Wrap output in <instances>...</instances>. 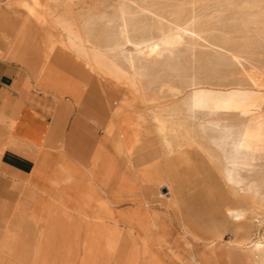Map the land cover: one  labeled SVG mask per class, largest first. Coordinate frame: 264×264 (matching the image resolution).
Wrapping results in <instances>:
<instances>
[{
  "label": "crops",
  "instance_id": "1",
  "mask_svg": "<svg viewBox=\"0 0 264 264\" xmlns=\"http://www.w3.org/2000/svg\"><path fill=\"white\" fill-rule=\"evenodd\" d=\"M58 31L57 0H0V232L57 233L61 248L68 236L119 233L128 249L146 233L152 262L173 264V234L200 231L212 205L205 134L186 160L144 149L143 114L118 125L107 77Z\"/></svg>",
  "mask_w": 264,
  "mask_h": 264
},
{
  "label": "rangeland",
  "instance_id": "2",
  "mask_svg": "<svg viewBox=\"0 0 264 264\" xmlns=\"http://www.w3.org/2000/svg\"><path fill=\"white\" fill-rule=\"evenodd\" d=\"M119 2L124 6L127 4V9L129 4L128 16L132 13L138 16H129L133 27L129 25L132 41L141 36L157 37L161 26L165 28L163 24L171 21L173 23L170 24L180 31L186 28L177 34L178 47L174 48L170 61H167L168 53L165 52L156 59L142 61L147 66L141 81V87L144 82L147 86L143 88L144 99L133 94L126 83L113 84L105 79L109 82V105L118 125L124 122L127 112L144 114L145 119L141 120L144 149H158L163 157L176 155L186 160L182 150L197 149L198 132L200 139L203 132L205 134V176L212 205L207 202L205 225L199 227L200 231L173 234L175 248H168L173 264H264V157L262 151L253 146L255 132L264 122V112H261L264 108L253 116L197 111L196 118H192L181 104L191 79L209 88L226 90L237 86L260 90L264 94V0H140V3L139 0H57V16L65 15L69 22L73 19V28L82 26V31L91 37L92 43L98 41L96 44L103 46L117 38L114 33L118 31ZM148 10L150 13H146ZM141 12L148 16L143 17ZM165 13L169 16L162 18ZM102 15L107 16L103 18ZM156 17L161 19L162 25ZM113 19L117 21L113 22ZM138 19L152 25L149 27L152 30L148 28L147 33L138 28L139 32H135L134 26L143 24H139ZM176 21L179 26L185 24L178 27ZM103 36L106 40H98ZM127 47L129 49L133 45L128 44ZM170 65L175 68L170 69ZM182 89L183 93L180 92ZM159 106L178 113L182 124H175V129L180 132H175L169 124L165 125V130L158 128V121L150 114L162 109L157 108ZM229 171L235 180L227 178L226 172ZM214 198L221 199L220 210L214 209ZM235 211L238 216H235ZM148 239L146 233L134 234L132 246L128 249L129 241L123 234H78V238L68 236L61 248L57 247L62 244H57V233L0 232V264H90L86 255L92 251V240L93 264H120L121 261L136 264L138 257L141 260L139 264H154L146 245Z\"/></svg>",
  "mask_w": 264,
  "mask_h": 264
},
{
  "label": "bare ground",
  "instance_id": "3",
  "mask_svg": "<svg viewBox=\"0 0 264 264\" xmlns=\"http://www.w3.org/2000/svg\"><path fill=\"white\" fill-rule=\"evenodd\" d=\"M116 1V0H115ZM120 1V0H119ZM122 1V0H121ZM144 1V0H143ZM147 1V0H146ZM197 1V0H195ZM34 2V1H33ZM118 2V1H117ZM116 2V3H117ZM135 2V1H133ZM132 2V3H133ZM36 4V2H34ZM115 3V5H116ZM138 3V2H137ZM140 3V0H139ZM146 3V2H145ZM148 3V2H147ZM152 3V2H151ZM165 3V2H164ZM34 4V5H35ZM119 6L117 8L118 11V19H119V24L118 26V31L117 33V38H115L116 36H114L115 40H113V42L111 43L110 39H108L107 41H110L108 43H104L103 46H99L96 43H92L90 41L91 37H88L87 34H85L81 28H83L81 26V28H73L71 23L73 22H69V20L65 19V15L62 16H57V26L58 29L60 30L59 34H64L65 38L67 39V43L64 42V44H68L70 48V50L72 49L74 51V53H76L79 56H83L86 58L87 63H89L91 69H93L94 71H101L102 73H100V75H104L105 77H107V79H109V81L111 83H116V84H123L126 83L127 86L130 87V91L135 94L139 99H144V93H143V88L145 87V84L143 83V87H141V81L143 79V77L146 74V67L145 64L143 62H147L152 58H155L160 54V53H168V57H167V61H170L169 57H171L174 54V48L178 47L176 45H178V41H179V37L177 34H180L179 32H182L183 30H186V28H182L183 30L180 31L177 28L173 27L171 24L173 23L171 20V22L167 23V24H163L165 25V28L161 26L160 28V32L158 34L157 37H151V36H147V37H143L141 36L140 39H137L136 41H132L130 37V28L132 27V25H130L129 22V16L131 15H135V14H129L128 16V9H129V4H128V9L127 7H125L123 4V2H119L118 3ZM142 4V3H141ZM39 6V2L37 4ZM136 5V4H135ZM151 5V4H149ZM162 5V4H161ZM152 6V5H151ZM155 6V5H153ZM37 7V6H36ZM113 7V6H112ZM143 7V6H142ZM156 7V6H155ZM162 7V6H161ZM114 8V7H113ZM148 8V7H147ZM158 8V7H157ZM154 8V9H157ZM179 8V7H178ZM28 9H30L28 7ZM32 9V8H31ZM30 9V10H31ZM116 9V8H115ZM144 9V8H143ZM142 9V10H143ZM151 9V7L149 8ZM147 10V9H146ZM160 10V9H159ZM164 10V9H163ZM168 10V9H167ZM32 11V10H31ZM149 11V10H148ZM157 11V10H155ZM165 11V10H164ZM170 11V10H169ZM114 12V11H113ZM153 12V11H152ZM158 12V11H157ZM171 12V11H170ZM184 12V11H183ZM34 13V15L36 12H31ZM64 13V12H63ZM131 13V12H130ZM146 13H150L146 12ZM173 13H177V12H173ZM62 14V12H61ZM67 14V13H66ZM114 14V13H113ZM112 14V16H113ZM137 14V13H136ZM143 13L141 12L140 15ZM154 14V13H153ZM156 14V13H155ZM160 14V13H159ZM162 14V13H161ZM164 14V13H163ZM180 14V13H179ZM138 15V14H137ZM145 15V14H144ZM150 15V14H149ZM169 16V13L167 14ZM166 13L165 16H162L166 18ZM72 16V15H71ZM107 15H102V17L104 18ZM108 16H110L108 14ZM136 16V15H135ZM148 15H146L147 17ZM156 16V15H155ZM158 16V15H157ZM175 16H178L177 14ZM44 17V16H43ZM48 16H45V18L43 20L48 21L49 24V19L46 18ZM53 17V16H52ZM101 17V18H102ZM138 17V16H136ZM145 17V16H143ZM145 17V18H146ZM160 17V16H158ZM36 18H38L36 16ZM102 18V20H103ZM106 18V17H105ZM108 20L109 17H107ZM111 18V17H110ZM133 18V17H132ZM149 18V17H148ZM157 18V17H156ZM169 18V17H168ZM180 18V17H179ZM178 18V19H179ZM39 19V18H38ZM37 19V20H38ZM48 19V20H46ZM81 19V18H80ZM158 19V18H157ZM156 19V20H157ZM172 19V18H171ZM174 19V18H173ZM182 19V18H181ZM185 19V17H184ZM187 19V18H186ZM185 19V20H186ZM56 20V19H55ZM107 20V19H106ZM115 19H113L114 22ZM135 20V19H133ZM132 20V22H133ZM167 20V21H168ZM41 21V18H40ZM51 21V20H50ZM104 21V20H103ZM112 21V20H111ZM117 21V19L115 20ZM137 21V20H136ZM145 21V20H144ZM155 21V20H153ZM174 21V20H173ZM42 22V21H41ZM52 22V21H51ZM56 22V21H54ZM106 22V21H105ZM110 22V21H109ZM111 22V23H113ZM139 22V19H138ZM158 23H160V25H162L161 23V19L159 18L157 20ZM163 22V21H162ZM176 21V24L177 25ZM180 22V20H179ZM179 22H178V27H182L184 26V24L182 26H179ZM183 22V21H181ZM180 22V23H181ZM107 23V22H106ZM109 23V24H111ZM118 23V22H117ZM143 23L142 22H139ZM145 23V22H144ZM140 24L139 26H134V30H136L135 32H139V30L142 29V31L148 33V28L151 26H148L147 23L146 24ZM165 23V22H164ZM171 23V24H170ZM175 23V22H174ZM193 23V22H192ZM191 23V24H192ZM115 24V23H114ZM133 24V23H132ZM138 24V23H137ZM150 24V23H149ZM155 24V23H154ZM195 24V23H194ZM193 24V25H194ZM198 24V23H197ZM47 25V24H46ZM54 25V24H53ZM76 25V24H75ZM85 25V24H83ZM112 25V24H111ZM129 25L131 26L129 28ZM189 25V24H187ZM199 25V24H198ZM104 26V25H103ZM102 26V27H103ZM114 26V25H113ZM155 26V25H153ZM195 26V25H194ZM105 27V26H104ZM108 27L111 28V26L108 25ZM160 27V26H159ZM201 27V26H200ZM48 28V27H47ZM51 28V25H50ZM52 28H55L54 26ZM106 28V27H105ZM115 28V27H114ZM133 28V27H132ZM152 28V27H151ZM151 28H149L150 30H152ZM156 28V27H155ZM188 28V27H187ZM191 28V27H190ZM199 28V27H196ZM102 29V28H101ZM107 29V28H106ZM116 29V28H115ZM195 29V27H194ZM85 30V29H84ZM110 30V29H109ZM133 30V29H132ZM133 30V31H134ZM157 30V29H156ZM192 30V29H191ZM201 30V29H200ZM199 30V31H200ZM90 31V30H89ZM97 31V30H95ZM108 31V30H107ZM113 32H116L115 30H111ZM141 31V32H142ZM195 31V30H194ZM152 32V31H151ZM193 32V31H192ZM102 33V32H100ZM185 33V32H183ZM90 34V33H89ZM106 34V30L105 33ZM102 34V35H104ZM108 34V33H107ZM143 34V33H142ZM151 34V33H150ZM196 34V33H195ZM93 35V34H92ZM101 35V36H102ZM109 35V34H108ZM133 35V34H132ZM136 35V34H134ZM140 35V33H139ZM138 35V36H139ZM153 35V34H152ZM155 35V34H154ZM62 36V35H61ZM100 36V35H99ZM97 36V37H99ZM107 36V35H106ZM110 36V35H109ZM105 39V36H103ZM108 37V36H107ZM112 37V36H111ZM62 38V37H60ZM95 38V37H94ZM92 38V39H94ZM98 39V38H97ZM134 39V37H133ZM182 39V38H180ZM106 40V39H105ZM64 41V40H63ZM104 41V40H103ZM106 41V42H107ZM102 43V42H101ZM100 43V45H101ZM128 44H132L133 47L129 48L127 47ZM67 45V46H68ZM65 47V45H64ZM67 48V47H66ZM71 50V51H72ZM162 55V54H161ZM159 55V56H161ZM121 59L123 61V63L121 62ZM154 59V60H155ZM159 60V58H158ZM157 60V61H158ZM143 61V62H142ZM152 61V60H151ZM150 61V62H151ZM155 60V62H157ZM166 61V60H165ZM154 62V63H155ZM122 63V64H121ZM159 63V62H158ZM162 63V62H161ZM164 63V62H163ZM124 65V66H122ZM153 65V62H152ZM156 66V65H155ZM171 66V65H170ZM123 67H125L126 69H123ZM182 67V66H181ZM154 68V67H153ZM175 66L172 65L170 69H174ZM96 71V72H97ZM152 71V70H151ZM148 74V73H147ZM101 75V76H102ZM103 76V77H104ZM157 76V75H156ZM155 76V77H156ZM158 77V76H157ZM156 77V79H157ZM152 78V77H151ZM154 78V77H153ZM159 79V78H158ZM153 81H156L155 79ZM162 83V82H161ZM167 84V83H165ZM170 84V83H168ZM120 85V86H121ZM257 85V84H256ZM189 89L187 91L184 92V95L181 98V104L185 107L186 112L188 113V116L190 115V117L192 118H196L197 115V111H206V112H212V113H216V112H227V113H237L238 115L241 116H253L254 114H258L260 110H262L264 108V94L262 93V91L260 90H253V89H245V88H241V87H237L236 88H232V89H215V88H209V87H205L204 85L201 84L200 81L195 80V79H191V82L189 85ZM257 86H260L257 85ZM147 87V86H146ZM145 87V88H146ZM182 87V86H181ZM184 87V86H183ZM186 88V87H185ZM248 88V87H247ZM177 89V88H176ZM185 90V89H184ZM147 91V90H146ZM177 92V91H176ZM183 93V89L182 91H180ZM154 93V92H153ZM179 93V90H178ZM148 95V94H147ZM152 94H150L151 96ZM146 97V96H145ZM149 99V98H148ZM146 102V101H145ZM176 102V101H175ZM172 103V102H171ZM180 103V102H179ZM178 103V104H179ZM174 104V103H173ZM179 104V105H181ZM167 105V104H166ZM169 105V104H168ZM162 106V105H161ZM161 106L157 107L160 108ZM165 106V105H163ZM174 106V105H173ZM172 107V106H171ZM181 107V106H180ZM136 108V107H135ZM162 108V107H161ZM182 109V108H181ZM179 110V109H178ZM177 112V111H176ZM181 112V111H180ZM183 112V111H182ZM261 112H264L261 111ZM181 114V113H179ZM185 113H183L184 115ZM260 114V113H259ZM140 115V114H139ZM144 115V114H143ZM152 119H156L158 121V128L160 129H164L165 130V125H170V127H172L173 130L180 132L179 130H176V125L175 124H179L181 125V121L180 118L178 117V113H174L171 109L169 108H162L159 111H155L152 114ZM185 116V115H184ZM147 117V116H146ZM140 118H144V116H140ZM264 118V117H263ZM137 119V118H136ZM145 119V118H144ZM188 119V118H187ZM186 120V119H185ZM148 121V120H147ZM192 121V120H190ZM195 121V120H194ZM150 122V121H149ZM146 127V126H145ZM147 129V128H146ZM149 130V129H148ZM188 131V130H187ZM181 132H184L183 130ZM191 132V131H189ZM174 133V131H173ZM185 133V132H184ZM187 134V133H186ZM191 134V133H190ZM182 135V134H181ZM181 137V136H180ZM186 137V136H185ZM177 138V137H176ZM253 146L254 149H260L262 151V155L264 157V122L260 123L257 131L255 132L254 138H253ZM226 176L229 180H235L234 179V175L231 171L226 172ZM235 216H238V212L235 211ZM262 243V242H261ZM263 244V243H262ZM259 245V244H258ZM261 245V244H260ZM256 247V246H255ZM260 250V249H259ZM257 251V250H256Z\"/></svg>",
  "mask_w": 264,
  "mask_h": 264
}]
</instances>
